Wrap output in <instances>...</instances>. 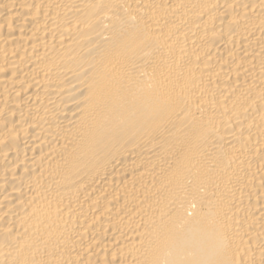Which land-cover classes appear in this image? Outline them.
Returning a JSON list of instances; mask_svg holds the SVG:
<instances>
[{"label":"bare ground","instance_id":"obj_1","mask_svg":"<svg viewBox=\"0 0 264 264\" xmlns=\"http://www.w3.org/2000/svg\"><path fill=\"white\" fill-rule=\"evenodd\" d=\"M0 264H264V0H0Z\"/></svg>","mask_w":264,"mask_h":264}]
</instances>
